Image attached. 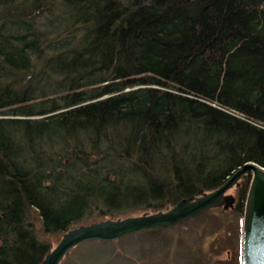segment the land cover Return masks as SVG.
Returning a JSON list of instances; mask_svg holds the SVG:
<instances>
[{"label":"trees","instance_id":"obj_1","mask_svg":"<svg viewBox=\"0 0 264 264\" xmlns=\"http://www.w3.org/2000/svg\"><path fill=\"white\" fill-rule=\"evenodd\" d=\"M250 161L264 0H0V264H41L75 226L169 209ZM249 186L189 219L226 228Z\"/></svg>","mask_w":264,"mask_h":264},{"label":"rangeland","instance_id":"obj_2","mask_svg":"<svg viewBox=\"0 0 264 264\" xmlns=\"http://www.w3.org/2000/svg\"><path fill=\"white\" fill-rule=\"evenodd\" d=\"M236 188L227 193L236 197ZM237 216L231 215L221 230L217 227L222 222L209 213L157 233L124 235L115 243L87 240L73 247L60 264H242L238 231L243 232L244 214Z\"/></svg>","mask_w":264,"mask_h":264},{"label":"water","instance_id":"obj_3","mask_svg":"<svg viewBox=\"0 0 264 264\" xmlns=\"http://www.w3.org/2000/svg\"><path fill=\"white\" fill-rule=\"evenodd\" d=\"M245 175L251 176V182L244 209L242 264H264V166L253 161L234 170L218 188L182 198L169 209L108 217L75 226L52 244L41 264H60L73 247L87 240H114L142 229L176 224L207 209H228L234 206L236 197L227 192L239 186Z\"/></svg>","mask_w":264,"mask_h":264}]
</instances>
